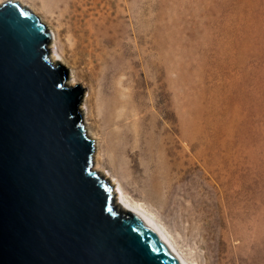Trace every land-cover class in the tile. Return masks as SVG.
<instances>
[{"label": "rangeland", "instance_id": "374dc122", "mask_svg": "<svg viewBox=\"0 0 264 264\" xmlns=\"http://www.w3.org/2000/svg\"><path fill=\"white\" fill-rule=\"evenodd\" d=\"M61 1H38L39 18L57 34L51 51L64 56L69 79L76 76L86 97L92 85L73 52L71 17ZM81 2L79 10L90 9L94 1ZM98 6L120 18L124 43L151 50L161 38L164 48L179 57L183 121L189 103L213 108L219 124L211 129L207 149L181 140L177 121L161 123L163 157L177 158L178 167L158 181L137 180L105 151V134L92 105L90 123L102 142L105 173L100 174L147 208L192 264H264V0H101ZM149 76L152 90L159 77L171 91L177 89L171 72L167 77L150 71Z\"/></svg>", "mask_w": 264, "mask_h": 264}, {"label": "water", "instance_id": "95a60500", "mask_svg": "<svg viewBox=\"0 0 264 264\" xmlns=\"http://www.w3.org/2000/svg\"><path fill=\"white\" fill-rule=\"evenodd\" d=\"M51 39L28 8L0 5V264H183L94 170L86 89Z\"/></svg>", "mask_w": 264, "mask_h": 264}, {"label": "bare ground", "instance_id": "6f19581e", "mask_svg": "<svg viewBox=\"0 0 264 264\" xmlns=\"http://www.w3.org/2000/svg\"><path fill=\"white\" fill-rule=\"evenodd\" d=\"M7 1L19 2L37 16L41 14L38 7L40 0H0V5ZM81 1L62 0L61 3L68 7L64 14L71 17L68 30L74 37L73 52L78 56L77 61L85 64V75L92 85L91 91L86 97L84 95L81 110H84L87 133L95 141L94 170L104 176L105 172L100 166L102 142L89 118L93 114L92 105L97 109L93 115L101 123L105 134L107 153H114L122 167L128 169L137 180L149 177L151 181H158V177H169L168 171L178 167V160L163 157L166 131L161 128V123L177 121L181 140L192 148L203 144L210 149L213 139L211 129L219 125L217 111L187 103V116L183 121L181 110L185 104L179 93L182 70L179 57L164 48L161 38L153 42L151 50L133 48L124 43L121 21L117 15L100 10L98 5L101 0H93L90 9L84 7L79 10ZM159 29L162 30V25H159ZM54 37L53 44L58 39L55 32L54 36L52 34ZM50 58L55 65H68L62 54L57 57L51 51ZM150 71L167 77L171 72L177 89L171 91L168 82L159 77L155 81L158 82L157 87L152 90ZM67 83L71 86L79 84L74 75ZM171 92L173 96L170 98L168 93ZM170 131L174 132L172 128ZM203 152L199 150L198 154L202 156ZM147 169L151 170L149 176L143 173ZM113 185L116 186L115 183ZM113 194L122 208L142 215L183 264H192L179 252L170 233L147 208L133 201L122 189L120 192L114 189Z\"/></svg>", "mask_w": 264, "mask_h": 264}]
</instances>
